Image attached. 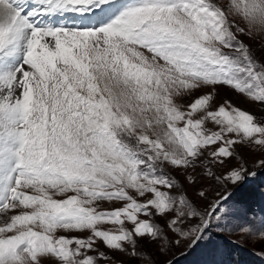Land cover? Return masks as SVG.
<instances>
[{"label": "snow or ice", "instance_id": "snow-or-ice-1", "mask_svg": "<svg viewBox=\"0 0 264 264\" xmlns=\"http://www.w3.org/2000/svg\"><path fill=\"white\" fill-rule=\"evenodd\" d=\"M257 36L264 0H0V264L264 255Z\"/></svg>", "mask_w": 264, "mask_h": 264}, {"label": "rangeland", "instance_id": "rangeland-1", "mask_svg": "<svg viewBox=\"0 0 264 264\" xmlns=\"http://www.w3.org/2000/svg\"><path fill=\"white\" fill-rule=\"evenodd\" d=\"M246 39V42L249 44H254L256 47H260L261 44H264V38L262 37H254L252 39ZM239 107L244 110H249L254 113L257 117L264 112V106L259 105L255 102L248 103H238ZM210 126V125H209ZM238 150L241 151V154L244 153V149L242 146H237ZM246 159L248 160L249 166H251L253 159H255L254 155H246ZM178 181H184L185 177L181 173H172ZM188 194L194 197L191 188L188 189ZM235 200L247 210L254 213H261L264 211V173H261L256 179L252 180L251 183L246 185L235 197ZM105 210H111L110 204L105 203ZM106 227L115 228V225H107ZM235 243H227V248L229 249L230 255L228 259L232 261V264H240L238 260H243L244 258L251 259L252 257L258 256L264 262V255L261 254L260 246L258 244L252 243L250 240L246 239L243 236L237 235L228 238ZM120 257H117V260L113 262V264H118ZM165 259H167L165 257ZM204 259L201 255L200 251L187 253L183 248H177L175 250V254L173 256V264H200V262Z\"/></svg>", "mask_w": 264, "mask_h": 264}, {"label": "trees", "instance_id": "trees-1", "mask_svg": "<svg viewBox=\"0 0 264 264\" xmlns=\"http://www.w3.org/2000/svg\"><path fill=\"white\" fill-rule=\"evenodd\" d=\"M252 258H253V259H257L256 257H252ZM252 258H251V259H252Z\"/></svg>", "mask_w": 264, "mask_h": 264}]
</instances>
